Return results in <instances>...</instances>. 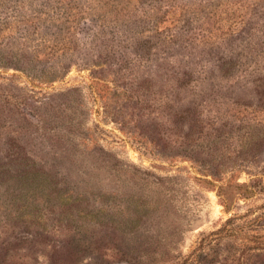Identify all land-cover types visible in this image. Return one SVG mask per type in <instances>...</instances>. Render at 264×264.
<instances>
[{
	"label": "rangeland",
	"instance_id": "1",
	"mask_svg": "<svg viewBox=\"0 0 264 264\" xmlns=\"http://www.w3.org/2000/svg\"><path fill=\"white\" fill-rule=\"evenodd\" d=\"M104 17L134 19L152 53L89 66ZM65 55L49 83L12 67L38 56V73ZM181 111L178 135L159 137ZM256 172L264 0H0V264H264Z\"/></svg>",
	"mask_w": 264,
	"mask_h": 264
},
{
	"label": "trees",
	"instance_id": "2",
	"mask_svg": "<svg viewBox=\"0 0 264 264\" xmlns=\"http://www.w3.org/2000/svg\"><path fill=\"white\" fill-rule=\"evenodd\" d=\"M106 14L107 17L108 13L106 10ZM103 18L106 20H100L98 24H94V30H92V32L96 33L93 34L94 40L92 41L93 46L90 50H92V52L89 50L90 52V56H88V58L90 59V63L88 64L89 66H100L102 67V70L105 68V70L108 71V69L113 68V66L115 65H119L121 67H125V68H130L131 64L130 62L133 60V58L126 59L124 55H121V53H131L132 54H138V57L144 56V55H149L151 54V49L152 46L150 45V37L149 36H143L140 37L139 35H133L131 36V32L130 31H134V27L131 25H136L134 23V19L130 22L131 24H123V23H119L116 24L114 21H107L108 18ZM136 19V18H135ZM74 30V27L69 26L66 28V30H64L67 34H68V38L70 39V43H73L72 46L67 47L69 49H73V51L75 50L76 45L74 44V42L71 39V35L72 32ZM156 33H158L159 35L161 34L162 31H160L159 29H156L155 31ZM128 34H130L129 36H127ZM127 38L125 40H123L122 37H126ZM175 40L169 38L168 42L165 43L168 47V43H173ZM64 49V47H63ZM65 59L68 60H57L55 63L49 64L47 65V67H49V69H45L44 68H40V70L37 72H33V70H31L32 68H36L39 67V63H44L42 61V59L38 58V56H35L34 58H31L30 60L26 57V56H22L20 58H17L16 61H20V64L18 65L17 63L12 64V67H14V69L24 73L25 75H27L30 79L33 80H37L38 83H49L52 81H55L57 79H61L63 78L69 71V68L71 67L72 63V59L70 58V56L65 55ZM127 60V61H126ZM22 63V64H21ZM45 69V70H44ZM184 73H172L169 74L171 80L173 81L174 85L176 84V82L178 80L181 79L182 75ZM133 80L135 79H129L127 82H125L122 87L125 86H131L133 83ZM132 81V82H131ZM130 82V83H129ZM141 82L142 80H136V83H138V85L136 86V88H140L141 87ZM182 83V82H180ZM174 87V86H173ZM172 87V88H173ZM135 88V89H136ZM129 89V88H127ZM132 88L129 89V94H128V99H133V98H137V101L141 100V95L143 97L142 93H138V92H134V90H131ZM154 113H156V115H160L162 113V110L159 109V107H157V109L154 111ZM183 113H185L184 111L181 112H173L171 113L172 116V122L171 125L169 126H159L158 124L155 127V133L162 138H165L163 135L165 134H175L177 129H180V126L182 125V119L184 120L185 116L183 115ZM192 118H190V120L188 121L189 125V129L190 130H194L195 132H199L200 131V125H199V120H198V114H196V111H193L192 113ZM178 135V134H175ZM181 142V141H180ZM184 142V141H182ZM181 142V143H182ZM212 173V172H211ZM254 175H259V177L257 176L256 179H254V181H260L262 180L264 174H262L261 172H256ZM244 184H239L238 182L236 183L237 187H242ZM248 186V185H246ZM255 186V184L252 185V189L250 190V192H256L255 188H253ZM248 196V195H247Z\"/></svg>",
	"mask_w": 264,
	"mask_h": 264
}]
</instances>
